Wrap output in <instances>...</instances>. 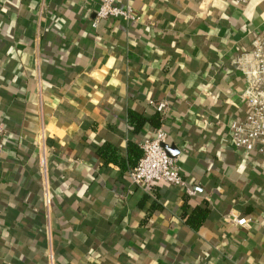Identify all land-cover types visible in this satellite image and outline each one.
Masks as SVG:
<instances>
[{"label": "crops", "instance_id": "obj_1", "mask_svg": "<svg viewBox=\"0 0 264 264\" xmlns=\"http://www.w3.org/2000/svg\"><path fill=\"white\" fill-rule=\"evenodd\" d=\"M129 1L139 21L93 27L100 0H0V264H264V162L230 131L247 110L234 59L263 32L264 0ZM151 100L168 103L183 185L139 187L98 154L153 136L128 118ZM185 196L209 203L199 230Z\"/></svg>", "mask_w": 264, "mask_h": 264}, {"label": "built area", "instance_id": "obj_2", "mask_svg": "<svg viewBox=\"0 0 264 264\" xmlns=\"http://www.w3.org/2000/svg\"><path fill=\"white\" fill-rule=\"evenodd\" d=\"M251 0H235V3L247 6ZM107 18H122L127 22L139 21L140 16L129 0H100L92 26L97 27L101 20ZM237 70L246 78L247 86L243 91L247 110L241 118L231 121L230 131L232 145L236 150L248 154L257 152L264 162V30L255 38L251 49L240 52L234 59ZM161 115V125L151 137L144 138L140 147L142 156L136 166L128 172L133 184L147 188L154 182L185 184V178L175 159L164 147L167 132L164 129V118L168 111L166 101H150ZM5 123L0 120V153L6 144L3 140ZM44 145V143L42 144ZM46 164L45 155L42 156ZM191 191V190H189ZM228 218L236 224L246 226L251 218L240 217L231 213ZM4 228L0 210V235Z\"/></svg>", "mask_w": 264, "mask_h": 264}, {"label": "trees", "instance_id": "obj_3", "mask_svg": "<svg viewBox=\"0 0 264 264\" xmlns=\"http://www.w3.org/2000/svg\"><path fill=\"white\" fill-rule=\"evenodd\" d=\"M128 118L133 130L136 133L141 132L146 124L152 127H159L161 125V115L155 111L151 114L141 113L130 109ZM98 154L105 159V163H114L121 166L122 170H130L137 165L140 157L142 156V149L138 142L129 141L127 146V156L121 157L118 154V147L110 142L105 141L101 143ZM188 196L184 197V204L182 206V216L185 218L187 224L194 230H199L210 214V206L207 201L190 209Z\"/></svg>", "mask_w": 264, "mask_h": 264}, {"label": "water", "instance_id": "obj_4", "mask_svg": "<svg viewBox=\"0 0 264 264\" xmlns=\"http://www.w3.org/2000/svg\"><path fill=\"white\" fill-rule=\"evenodd\" d=\"M164 147L167 150L168 154L172 157H176L177 155V149L175 148V146H170L169 144H167L166 142L164 143Z\"/></svg>", "mask_w": 264, "mask_h": 264}]
</instances>
